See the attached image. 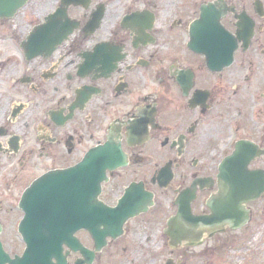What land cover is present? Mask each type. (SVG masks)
Returning a JSON list of instances; mask_svg holds the SVG:
<instances>
[{"label": "flooded vegetation", "instance_id": "af4514ba", "mask_svg": "<svg viewBox=\"0 0 264 264\" xmlns=\"http://www.w3.org/2000/svg\"><path fill=\"white\" fill-rule=\"evenodd\" d=\"M48 23L49 41L68 35L36 55L25 44ZM246 142L264 187V0H29L0 17V264L25 252L28 190L95 150L120 165L99 197L112 234L75 232L66 264H233L230 248L264 236V192L235 227L167 231L182 194L214 215L220 167Z\"/></svg>", "mask_w": 264, "mask_h": 264}, {"label": "water", "instance_id": "95a60500", "mask_svg": "<svg viewBox=\"0 0 264 264\" xmlns=\"http://www.w3.org/2000/svg\"><path fill=\"white\" fill-rule=\"evenodd\" d=\"M28 1L0 0V17L14 16ZM66 23V32H71L74 29L73 25L68 20ZM55 30L49 23L41 26L31 34L25 45L29 48H38L36 55L49 53L54 45H58L68 35L66 33L60 36L54 44L49 39L54 37ZM248 144L247 142L238 144L234 154L220 167L221 174L218 180L220 193L208 203L213 216H194L191 212L193 194L180 196L177 202L179 213L170 219L167 231L173 241L189 239L188 236L196 228L208 229L213 227L212 222H224L233 226L247 219L244 204L259 198L264 192L258 176L250 175L248 171L252 158L246 154L249 150ZM119 166L108 159L98 161L95 150L77 166L66 171L50 173L37 181L24 197L26 205L38 207L25 209L26 218L20 230L26 242V250L17 261L8 262L66 264L63 258L64 241L75 232L81 229L89 231L97 244L99 240H104L106 236L112 234L113 228L109 227V224L104 230L101 226L108 221L106 215L114 216L115 213L99 202V196L102 183L107 180V171L115 170ZM80 214L83 218L79 224L75 219ZM103 245L104 243L98 245V250H101Z\"/></svg>", "mask_w": 264, "mask_h": 264}, {"label": "rangeland", "instance_id": "374dc122", "mask_svg": "<svg viewBox=\"0 0 264 264\" xmlns=\"http://www.w3.org/2000/svg\"><path fill=\"white\" fill-rule=\"evenodd\" d=\"M48 2H49V0H43V3H48ZM31 4L32 3H30V5L28 6L27 11H30L34 7ZM221 152H222V150H216L215 156L219 157ZM164 196H170L173 198L172 193H167V195H164ZM162 198L163 197H161L160 200H162ZM167 209L170 210L168 207H167ZM245 243L246 244L240 245V247H241L240 250H236L235 248H230V245H227L226 248L227 249L230 248V252H229L230 255L229 256L231 257V261L233 262V264H264V252L262 254H259L258 256L254 255V252L256 249H258V248L264 249V236L263 237L258 236L255 239H253L252 244H249V248L247 246V242H245ZM219 247L223 248V243H220ZM151 250H153V249H151ZM220 252L221 251H219V253ZM219 253H218V255H219ZM218 255H212L211 261L214 258H216ZM241 260L243 261L242 263H240ZM217 264H224V263L222 261L219 262L217 259Z\"/></svg>", "mask_w": 264, "mask_h": 264}]
</instances>
